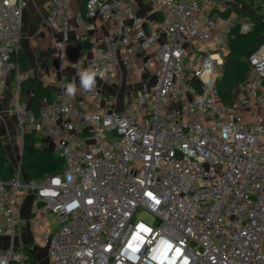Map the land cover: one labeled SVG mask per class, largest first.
<instances>
[{"label":"built area","instance_id":"obj_1","mask_svg":"<svg viewBox=\"0 0 264 264\" xmlns=\"http://www.w3.org/2000/svg\"><path fill=\"white\" fill-rule=\"evenodd\" d=\"M29 1L0 0V101L10 88L17 133L50 143L62 169L30 180L18 160L0 180V264H39L23 243L25 219L45 264H264V116H244L264 108V43L230 103L216 88L244 0H149L159 15L150 31L132 0H46L58 70L148 81L121 110L83 84L61 85L36 111L20 94L32 73L12 60Z\"/></svg>","mask_w":264,"mask_h":264},{"label":"crops","instance_id":"obj_2","mask_svg":"<svg viewBox=\"0 0 264 264\" xmlns=\"http://www.w3.org/2000/svg\"><path fill=\"white\" fill-rule=\"evenodd\" d=\"M45 2L46 0H31L26 4V6L22 11V28H21L19 50L28 59V66L25 70L30 71L32 73V78H34L39 84L45 86L47 89L50 90L53 99L59 93V88L61 85L76 88L78 86L85 84L84 81L87 77H91L92 83L90 85L98 87L102 91L114 95L115 107L117 110H121L128 94H130V92L139 85L146 83L148 81L147 75L140 72L131 73L129 71L122 70L117 74L116 77L118 81L117 83L119 84L116 83L109 84L103 82L94 73L90 72L88 68L85 66L81 67L79 70H76L75 67H73L72 65H67L62 70H58L53 59L54 34L51 31H49L44 24ZM132 5L134 12L144 18L145 27L148 31L156 27L157 22L159 21V15L155 12L154 5L151 2H149V0H132ZM72 7L73 9L79 8L78 0H74L72 2ZM241 7L249 11L247 5L242 4ZM242 20L243 19H240V21ZM245 20L248 19L246 18ZM29 43L34 44V48L32 52L28 49ZM81 47L84 48L83 45H81ZM8 91L11 92V89L10 88L7 89L6 94L4 95L3 99H1L0 101V125L4 123L6 120L12 121L5 114V109L8 101L7 99L9 95L7 94ZM247 112L248 111H245L244 113L245 118L247 116L246 115ZM45 144H47V146L44 148L49 150L48 146L50 143H45ZM19 163H20V158H19ZM12 167L13 170H15V167L13 165ZM23 215L26 216V211L25 213H23ZM22 228H23V235H22L23 243L26 246V248L32 249L34 251L35 257L37 259V254L35 251L36 248L33 245L34 239L32 238L31 231L28 228V223L26 219L22 223Z\"/></svg>","mask_w":264,"mask_h":264},{"label":"trees","instance_id":"obj_3","mask_svg":"<svg viewBox=\"0 0 264 264\" xmlns=\"http://www.w3.org/2000/svg\"><path fill=\"white\" fill-rule=\"evenodd\" d=\"M245 4L254 10L251 14L242 7L235 9L236 19L232 29V38L229 40V49L224 57V66L216 88L220 100L223 103H230V91L244 80L248 72V57L264 43V23L256 13L264 15V0H244ZM247 18L252 29L246 33L239 31V21ZM19 69L25 70L28 66V59L18 49L12 56ZM20 94L24 98L29 95V104L36 111L42 99L48 102L53 100L49 89L39 84L34 78L23 81L20 85ZM39 138L34 133L26 132L21 138L20 167L23 175L30 180H39L46 175L59 173L62 169V160L52 151L39 145ZM14 174L13 167L6 157L2 140L0 138V180L8 181Z\"/></svg>","mask_w":264,"mask_h":264},{"label":"rangeland","instance_id":"obj_4","mask_svg":"<svg viewBox=\"0 0 264 264\" xmlns=\"http://www.w3.org/2000/svg\"><path fill=\"white\" fill-rule=\"evenodd\" d=\"M249 12L251 14H254V10H251L249 8ZM260 12L256 13V15H259ZM244 21L246 18H242ZM34 48V44L33 43H29V47L28 49L32 52ZM117 78H114L113 83L115 84H119L117 83ZM11 92L8 91L7 94H10ZM246 120L248 122H250L254 116L256 115H261L264 116V108H252L251 110H249L246 114ZM0 137L3 141L4 144V149L6 151V155L7 158L10 160V162L12 163V165L16 168V164L19 160L20 157V152H21V137L20 135L17 133L16 128L14 126V123L12 121H5L4 123H2L0 125ZM39 141V145L41 147H46L47 144L43 143L42 141ZM49 150L53 152V154H55L56 156L58 155L57 151L54 150V148L52 147V145L49 144L48 146ZM137 218L145 221V222H152L153 218L152 216L147 213V212H139L137 214ZM33 245L36 248V254H37V262L39 264H45V259H44V255H45V250L40 246V244L38 243V241L36 239H34L33 241Z\"/></svg>","mask_w":264,"mask_h":264},{"label":"clouds","instance_id":"obj_5","mask_svg":"<svg viewBox=\"0 0 264 264\" xmlns=\"http://www.w3.org/2000/svg\"><path fill=\"white\" fill-rule=\"evenodd\" d=\"M84 83H85V86L87 87L88 85H90L92 83V78L91 77H87L85 79ZM70 91H71V89H70Z\"/></svg>","mask_w":264,"mask_h":264},{"label":"water","instance_id":"obj_6","mask_svg":"<svg viewBox=\"0 0 264 264\" xmlns=\"http://www.w3.org/2000/svg\"><path fill=\"white\" fill-rule=\"evenodd\" d=\"M227 55V54H226ZM226 55L224 57H226Z\"/></svg>","mask_w":264,"mask_h":264}]
</instances>
